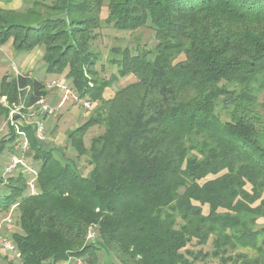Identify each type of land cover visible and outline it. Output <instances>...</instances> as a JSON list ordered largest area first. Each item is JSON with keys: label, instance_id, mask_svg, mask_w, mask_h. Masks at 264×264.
<instances>
[{"label": "trees", "instance_id": "trees-1", "mask_svg": "<svg viewBox=\"0 0 264 264\" xmlns=\"http://www.w3.org/2000/svg\"><path fill=\"white\" fill-rule=\"evenodd\" d=\"M30 4L0 7V45L12 40L18 52L42 47L46 73L66 72L79 95L98 105L68 133L78 156L88 157L87 175L43 151L33 126H22L40 164L37 193L24 169L0 176V211L16 210L19 228L11 240L21 255L9 264L72 257L95 264L100 249L122 264H194L189 257H202L188 248L194 239L211 243L204 256L222 264H264V238L251 226L264 217V100L258 96L264 90V0ZM104 8V20L116 29L147 27L157 41L154 49L113 47L108 59L117 74L108 78L93 49ZM129 75L136 80L105 95ZM28 85L30 104L47 92L44 80L6 74L0 98L18 101L25 94L19 88ZM8 113L0 102V115ZM94 126L104 129L87 146L84 136ZM3 135L0 153L7 141L16 143L13 126ZM94 224L98 240L89 242ZM248 249L257 255L241 252Z\"/></svg>", "mask_w": 264, "mask_h": 264}, {"label": "rangeland", "instance_id": "rangeland-1", "mask_svg": "<svg viewBox=\"0 0 264 264\" xmlns=\"http://www.w3.org/2000/svg\"><path fill=\"white\" fill-rule=\"evenodd\" d=\"M13 0H0V5L4 6L7 3H12ZM50 1V0H48ZM30 2L32 0H14L13 3L16 7L15 9H23L27 5H31ZM0 6V7H2ZM108 14L107 8H104L102 12V22L100 27L96 30L97 32V38L93 41V49L100 53V59L101 61L98 63V69L101 72V76L103 77H110L112 74H117V66L113 65L109 61V57L111 54V49L115 46H146L154 49V46L156 45L157 41L154 37V33L151 29L147 27L139 28L134 31H123L116 29L112 24L106 22L104 18H106ZM12 52L14 54H12ZM18 52V51H17ZM15 51V47L12 44V40L8 43L4 44L3 46H0V60L5 61L6 63H3L0 67V83L3 75L10 73L13 76L15 71V67H19V60H18V53ZM37 58L34 60L33 65L37 62ZM104 68V70H103ZM45 65L44 62H40L36 69L34 70V74L37 78H41L46 83V94L42 96V98L48 99V104L52 106H59L61 104L60 109L53 115L49 116H43L42 118L45 119L46 124V130H47V137L45 141H39L38 143H41L42 150L45 152L51 151L54 156L61 159L63 162H70L73 163L75 168H77L80 172H82L84 175L89 174V171L91 170L92 166L88 162V157L85 156H78V153L74 149V147L71 144V140L69 138L68 133L75 129L77 126H80L81 124L85 123L86 120L90 118L91 115L94 114V110L97 108L98 102H94L90 100L88 97H85L81 101L87 99L92 103V107L87 109L83 106L81 101H76L74 97H71L67 99L66 101L62 102V93L57 87H50V83L57 78V80H65V73L61 75H54L47 74L45 71ZM67 79V78H66ZM135 77L133 75L126 76L124 78H119L112 86H110L106 91L105 95L107 97L112 96L115 91H117L120 87H123L133 81H135ZM70 86L74 88V86L71 84V81H69ZM75 89V88H74ZM76 90V89H75ZM76 92V91H75ZM78 93V92H77ZM259 96V102H262L264 100V90L258 93ZM40 98V99H42ZM83 98V97H82ZM18 104V103H17ZM29 101L27 102V106L29 105ZM25 112L30 113L33 111V109L25 108L23 109ZM9 115V113H8ZM8 116L3 117L0 115V128L5 125V132H8ZM22 128V127H21ZM19 128V129H21ZM19 129L16 127H13V130L16 134V143L14 145L12 141H7V143L4 146L3 151L0 153V170H4L6 163L9 161V155L10 151L16 146L18 139L22 136L19 132ZM103 127L101 126H94L85 134L84 140L86 145L88 146L90 143V139L100 132L103 131ZM3 133V134H4ZM2 133L0 134V143L1 140L4 138V135ZM26 135L28 136V133L26 131ZM29 138V137H28ZM14 141V142H15ZM12 145V146H11ZM41 150V151H42ZM35 154V150L30 147L29 152L27 153L28 156V162L29 167H33L35 170L38 171L39 168V161H36L33 156ZM23 169V168H22ZM18 170L15 172L10 173L6 176L8 177L17 175L19 173H24L23 171ZM28 174V173H27ZM0 176H2V172L0 171ZM214 176H209L208 179L213 178ZM247 189L252 191V187L250 184L247 185ZM0 192H3L1 194H4L3 185H0ZM260 200L256 201L253 205L259 204ZM204 213L209 212L208 205L203 206ZM16 210L13 211V208L7 212H1L0 211V221L5 220V218H8L11 216L12 220L14 219V222L12 225L10 223H7L6 221L3 222L2 225V231L4 234H6L10 239L12 236V233H14L15 230L19 231V228L17 226V216H15ZM254 226L253 224L252 229H256L261 231L260 240L264 238V217H258L254 219ZM98 240V239H97ZM188 248L192 250L195 253H200L202 256L199 260L194 261V257H189L191 261H193L194 264H222V261L220 258H211V257H205L204 254L207 251L212 250L211 243L202 245L197 242V240H193L189 245ZM235 252H231L233 256L235 255ZM241 252H246L248 254V257H254L257 255V252L255 250L248 249L246 251L241 250ZM11 257V256H10ZM9 256L6 257L7 262H13L17 261L16 258H10ZM74 258V257H72ZM75 259L82 260V264H92L87 260V257H77ZM77 263V262H75ZM95 264H122L118 258H116L115 254L111 251H108L107 249H100L97 253V262ZM226 264H235L232 261L227 262ZM241 264V263H239Z\"/></svg>", "mask_w": 264, "mask_h": 264}, {"label": "built area", "instance_id": "built-area-1", "mask_svg": "<svg viewBox=\"0 0 264 264\" xmlns=\"http://www.w3.org/2000/svg\"><path fill=\"white\" fill-rule=\"evenodd\" d=\"M50 87H57L61 93H62V102L66 101L67 99L74 97L76 101H81L82 98L79 93H77V89L75 90L73 87L70 86L69 82L66 80H57L54 79L50 83ZM31 90V86L28 85L26 87H20V92H25V94H22L19 96L18 101L9 102L7 96H2L0 98V102L3 106L9 109V115H8V126L11 125L13 127H16L17 129L21 128L25 125H31L33 126L34 130V137L39 141H45L47 137V130H46V124L45 119L42 117L44 116H51L55 114L61 107V104L59 106H52L48 104V99L42 98V96L39 98V100L33 104H29L27 106L28 102V94ZM76 91V92H75ZM83 106L87 109L92 107V103L85 99L81 101ZM18 103V104H17ZM33 109L30 113L27 114L23 109ZM5 125H3L0 128V134L4 133L5 131ZM20 134L22 135L18 141L16 146L13 148V150L10 151L9 155V161L6 163L4 170L2 171V177L3 179L6 178L7 175H9L12 172L21 170L22 168L26 170L29 174L28 176V186L32 193H37V187H36V181H37V175L38 171L35 170L33 167H29L28 162V156L27 153L30 150V140L28 136L26 135V131H24L22 128L19 129ZM4 221L11 222L12 218L11 216L6 218ZM2 225L3 221H0V247L5 249L6 251H9L13 254L15 258L20 257L21 253L17 249L16 245L13 243V241L6 236L2 231ZM98 239V232H97V226L91 225L89 227L88 233H87V241L89 242H96ZM76 264H82V260L75 259Z\"/></svg>", "mask_w": 264, "mask_h": 264}, {"label": "crops", "instance_id": "crops-1", "mask_svg": "<svg viewBox=\"0 0 264 264\" xmlns=\"http://www.w3.org/2000/svg\"><path fill=\"white\" fill-rule=\"evenodd\" d=\"M13 1H12V3H7L4 6H2V5H0V6H2V8H5V9H15L18 6H15ZM0 46H3V45H0ZM17 53H18L17 57H18L20 66L19 67H17V66L15 67V71L16 72H14L13 76H17L18 74H27V75H30L32 77L37 78L35 76V74H34V70L36 69V67L38 66V64L40 62H44L43 59H42L43 58V54H44V49L42 47H37V48H35V49L31 50V51H22V52H17ZM12 54H14V53L12 52ZM36 58L38 60L35 63V65H33L34 60ZM3 63H6V62L0 60V67H1V65H3ZM44 65H45V63H44ZM45 69H46V65H45ZM7 74L12 75L10 73H7ZM52 75H54V77L56 76L55 74H52ZM3 77H4V75H3ZM38 79L43 80L41 78H38ZM1 81H2V79H1ZM0 171L2 172V170H0ZM2 221L4 222V220H2ZM7 256H9V257L11 256L10 258H15L11 252L6 251L5 249L0 247V264H9L7 262V259H6ZM75 262H76L75 258H71V259H68V260H65V261H61V262H59L57 264H76Z\"/></svg>", "mask_w": 264, "mask_h": 264}]
</instances>
